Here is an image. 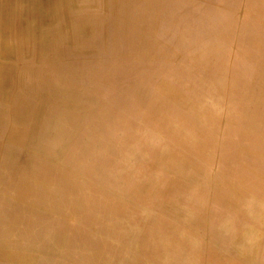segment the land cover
I'll return each instance as SVG.
<instances>
[{
	"label": "bare ground",
	"instance_id": "bare-ground-1",
	"mask_svg": "<svg viewBox=\"0 0 264 264\" xmlns=\"http://www.w3.org/2000/svg\"><path fill=\"white\" fill-rule=\"evenodd\" d=\"M74 1L0 0V172L9 169L15 175L12 180L2 175L0 179L5 182L7 188L12 187L22 199L33 198L30 213L24 219L29 230L44 227V231L50 232L52 224L48 225L47 222L41 221L43 216L40 210L44 208L47 213L60 212L65 202L58 201L54 206H46L41 204L42 200H49L51 193L61 185V181L65 186L68 185L65 175L70 177L74 187L76 180L82 177L79 169L86 168L85 164L90 163V160L84 161V157L91 154L89 150L82 149L78 154V149L70 150L66 147L74 143L73 116L77 115L78 119L80 111L81 117L88 111L87 104L82 98H72L70 94H65L69 92L68 83L64 81L59 87L54 88L48 84L45 77L35 86L36 93L33 97L28 96L26 90L20 91L23 75L29 68L30 60H26L29 46L38 44L40 49L37 54L41 56L48 47H55L54 41L39 39L40 30L50 23L52 11L57 4ZM220 2L223 0H109L111 4L125 6L122 21L111 23L109 31L112 42L118 44L122 41V45L125 44L140 54V64H149L153 54L164 52L162 48L155 47V42L147 41L148 32L152 30L154 24L148 31L145 30L144 24L153 22L157 16L162 15L163 20H166L163 21L162 35L187 47L186 57L182 58L181 63L169 73L174 79L168 78L169 80L163 81L157 87L160 101L158 108L169 107L168 111L166 107L165 112L161 113L159 124L172 140L165 142L164 147L158 144L154 154L161 157L164 163L169 162L168 158L172 160L173 165L168 171L175 172L176 175L174 180L166 181L162 188L170 185L172 190L178 186L194 190L199 186L204 190L203 181H206L203 179L208 177L206 172L210 166V156L203 157L205 166L199 168L189 161V151L198 158L206 155L214 146L215 138H219L218 110L225 93V85H228L227 109L230 114L226 137L222 143L221 162L224 169L234 170L239 174L242 184L226 182V194L231 196L226 204L229 205L227 209L232 214L225 218L220 217L217 223L226 231L232 229L240 232L237 237H234L233 232L229 233L231 238L234 237L238 247L234 248V255L229 254L225 259L228 264H259V251L264 248V239L255 241L253 246L249 238L255 231L264 228L262 223L264 209L259 204L249 209L247 196L258 184V181L253 183L254 178L264 176V15H262L264 10L252 9L250 6L264 4V0H247L245 18L241 24L236 9L220 10ZM33 20L36 24L31 31L35 35L32 39L23 41L22 38L30 35L29 25ZM235 38L239 42L237 56L245 57L252 64L246 65L247 60L243 59L237 61L233 64L232 76L227 77L224 62ZM17 39L21 42L14 43L13 41ZM165 46L168 50V46ZM120 59H125V56ZM169 60L170 57L165 59ZM162 64L163 62L159 63V66ZM193 65L197 67L195 71L197 73L192 72L195 68ZM42 69L36 70L37 75L42 74ZM192 73L197 74L196 77L199 79L193 82L200 88L188 85L186 79L182 80L184 75L187 78ZM129 75L135 78L132 90L136 91L142 81V74L130 68ZM251 78L254 79L252 83ZM44 100L50 103L59 100L63 108L59 109L53 105L51 111L40 118L34 107L38 101ZM135 103L134 99L129 98L124 107H130ZM170 115L175 117L177 122H174ZM35 117L43 120L38 121ZM181 125L187 126L188 130H184ZM197 134L201 135V138H198ZM146 135L147 132L142 130L139 140H146ZM78 143L81 145L80 139ZM72 159L79 166L67 167ZM138 168L143 169L142 160ZM138 168L137 171L140 172ZM197 168L203 172L194 173ZM165 174L160 173L156 176L153 174L152 177L159 180L165 177ZM215 177L214 182L220 180L219 177ZM127 179L129 182L133 177L127 176ZM52 185L53 191L50 190ZM125 189L127 190V187ZM143 192L151 194L150 190L145 188ZM125 193H128V190ZM175 194H178L176 198L170 196L180 203L187 200L191 205L182 211L183 205L176 204L172 207L171 215L174 214V218L178 219L184 217L187 223L192 218L197 200L193 195L181 197L182 193L179 191ZM3 197H6V192ZM137 198L139 200L137 208L127 207L122 201L118 203L123 206V213L128 218L124 231L118 230V226L112 231L115 235L120 236L134 229L133 224L138 217L136 214L139 209L144 208L142 195L137 194ZM157 200H162L161 203L165 204L167 198L161 196ZM1 204L0 200V206ZM72 208L70 213L81 211L80 201ZM238 215L243 216V221L247 219L251 221V224L249 226L238 224ZM10 218L13 219L6 217ZM161 236L166 239L167 247L170 243V249L179 245L176 239L168 235ZM195 237L193 227L189 232H185V239ZM60 238H62L60 233H56L52 241L49 235L48 243L54 244L55 247L61 242ZM149 243L151 242L147 245ZM179 252L185 253L184 250ZM170 253L167 252L168 255ZM7 254L16 257L13 252L7 251Z\"/></svg>",
	"mask_w": 264,
	"mask_h": 264
},
{
	"label": "rangeland",
	"instance_id": "rangeland-1",
	"mask_svg": "<svg viewBox=\"0 0 264 264\" xmlns=\"http://www.w3.org/2000/svg\"><path fill=\"white\" fill-rule=\"evenodd\" d=\"M94 2L99 0L74 1L77 4ZM103 2L107 4L109 0H103ZM219 8L225 11L236 9L239 24H241L245 18L247 0H223ZM163 21L166 20L159 15L153 22L144 24L146 31L150 30L154 24L152 30L148 32L147 41L155 42V47L162 48L164 52V54H153L149 64H140V54L132 51L125 44L122 45V41L118 44L112 42L110 23L105 26L103 44L90 49L92 55L87 66L66 81L70 93L65 92V94H70L72 98H82L88 108L84 116L81 117V111L78 119L77 115L73 116L74 143L66 147L70 150L78 149V154L82 149H87L91 154L84 157V161L90 160V163L85 164L86 168L79 169L82 177L76 180L74 187L70 177L65 175L68 185L65 186L61 181L57 190L51 193V198L42 200L41 204L46 206H54L58 201L65 202L60 212L47 213L44 208L40 210L43 216L41 221L47 222L48 225L52 224L49 228L50 232L44 231V227L39 230H29L24 219L30 213L33 198L22 199L12 187L7 188L5 182L0 179L2 203L0 206V264H228L225 260L227 256L235 254L234 248L238 245L234 237H237L240 232L232 229L226 231L222 229L220 223H217L220 217L225 218L232 214L227 209L229 205L226 204V201L231 199V196L226 194V182L242 184L239 174L234 170L224 169L221 162L222 143L226 137L230 114L227 109L229 105L227 84L218 110L219 138H215L214 146L207 151L206 155L198 158L189 151V161L199 168L205 166L203 157L210 156L211 162L206 172L208 177L203 179L207 182L203 181L204 190L199 186L194 190H188L182 186L172 190L170 185L162 188L166 181L174 180L176 175L175 172L168 171L173 165L172 160L168 158L169 162L164 163L161 157L154 154L158 144L164 147L165 142L172 140L159 124L160 115L165 112L167 106L158 108L160 101L157 87L163 81L174 79L169 74L170 71L181 63L180 61L188 52L185 45L162 35ZM89 36L90 32L86 33L83 39L87 40ZM165 45L168 46V50ZM39 49L36 43L29 46L26 56V60H30L29 68L23 75V79L27 75L37 76L36 70L39 68H43L42 73L46 71L43 65L44 57L50 54L54 47H48L42 56L37 54ZM238 49L239 42L235 38L224 62V72L227 77L232 76L234 63L241 59L247 60L245 57L237 56ZM122 56H125V59L121 60ZM167 57H170L169 61H165ZM161 62L163 64L160 67ZM251 64L252 62L247 60L246 65ZM192 67H195L192 71L195 72L197 67L194 65ZM130 68L142 74V81L136 91L132 90L135 78L129 75ZM196 75L192 73L187 78L184 75L182 80L186 79L188 85L200 88L193 82L199 79ZM253 81L254 79L251 78L250 82ZM35 89L34 87L26 90L27 95L33 97L36 93ZM129 98L134 99L136 103L130 107H124ZM59 103H61L59 100L53 103L48 100L38 101L34 109L41 118L51 111L53 105L58 106L59 109L63 108V105ZM168 109L169 107L167 111ZM76 113L75 110L74 114ZM170 117L177 122L175 117L171 115ZM35 118L38 121L43 120ZM6 123L9 122L6 121ZM181 126L184 130H188L187 126ZM142 130L147 132V139L150 135L148 140H139ZM197 137L201 138V135L197 134ZM79 139L81 145L78 143ZM177 152L186 158L181 152ZM141 160L143 169L138 168ZM77 166L79 165L75 164L73 159L67 164L69 168ZM199 168L195 169L194 173H201L202 170ZM160 173H166V176L154 180L152 175L156 176ZM0 175L11 180L15 176L9 169L0 172ZM127 176H132V181L128 182ZM215 176L220 180L214 182ZM126 187L128 193H125ZM143 188L150 190L151 194L143 192ZM50 190L53 191V185ZM176 191L182 193L181 197L193 195V198L197 200L192 218L187 223L184 217L178 219L174 218V214L171 215L172 207L176 204L183 205L182 211L190 208L191 205L187 203V200L180 203L173 199L178 195L175 194ZM137 194L142 195L144 208L139 209L136 214L138 217L133 224L134 229L120 236L115 235L112 231L117 226L118 230L124 231L128 218L123 213V206L118 203L122 201L127 207L137 208L139 203ZM161 196L167 198L165 204L161 203L162 200H157ZM78 201L82 210L70 213V209H73L72 206ZM35 209L38 210V208ZM6 217H13V219H6ZM238 220L240 225L251 224L248 219L243 221L242 215H238ZM127 227L130 228L128 225ZM192 227L196 237L185 239V232H189ZM230 232H233L235 236L231 238ZM56 233H60L62 238H60L61 242L53 247L54 244L48 243V238L50 235L53 241ZM30 234L31 237H29ZM161 235L176 239L179 245L170 249V243L167 247L166 239ZM148 242L151 243L147 245ZM179 250H184L185 253ZM7 251L13 252L16 257L9 256ZM169 251L171 253L168 255Z\"/></svg>",
	"mask_w": 264,
	"mask_h": 264
},
{
	"label": "clouds",
	"instance_id": "clouds-1",
	"mask_svg": "<svg viewBox=\"0 0 264 264\" xmlns=\"http://www.w3.org/2000/svg\"><path fill=\"white\" fill-rule=\"evenodd\" d=\"M124 7L106 4L103 0L87 4L71 2L57 4L52 11L50 23L41 28L39 36V39L55 42L53 51L44 57L43 65L46 71L37 76H25L20 91L25 92L34 88L45 77L51 87H59L62 82L72 79L77 73L83 71L92 55L90 49L103 44L106 25L122 21ZM250 8L264 10V4L251 5ZM35 24V20L30 22V35L22 38L23 41L30 40L35 35L31 31ZM89 32L88 39H83ZM13 42L19 43L21 40L17 39ZM257 181V186L247 196L249 209L257 204L264 209V176L255 177L253 183ZM260 239H264V228L255 231L249 238V242L255 246V241ZM252 250L247 249V251ZM259 257V264H264V248L260 249Z\"/></svg>",
	"mask_w": 264,
	"mask_h": 264
}]
</instances>
